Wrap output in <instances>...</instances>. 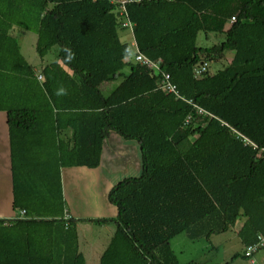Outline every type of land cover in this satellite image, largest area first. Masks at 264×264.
Returning a JSON list of instances; mask_svg holds the SVG:
<instances>
[{
	"label": "trees",
	"instance_id": "obj_1",
	"mask_svg": "<svg viewBox=\"0 0 264 264\" xmlns=\"http://www.w3.org/2000/svg\"><path fill=\"white\" fill-rule=\"evenodd\" d=\"M125 11L132 34L111 0H0V112L12 208L24 213L0 221V264H85L60 171L98 168L111 132L138 144L141 169L108 193L115 219L89 220L115 226L98 264H180L174 238L209 241L237 223L244 254L232 259H250L264 236V0H141ZM13 28L36 35L40 61L55 47L56 59L35 70ZM199 33L224 39L200 48ZM132 40L161 61L158 74L134 63ZM226 53L222 69L193 77ZM161 74L182 100L159 89Z\"/></svg>",
	"mask_w": 264,
	"mask_h": 264
},
{
	"label": "rangeland",
	"instance_id": "obj_2",
	"mask_svg": "<svg viewBox=\"0 0 264 264\" xmlns=\"http://www.w3.org/2000/svg\"><path fill=\"white\" fill-rule=\"evenodd\" d=\"M19 32V34H23V37L16 38L20 46L21 55L35 70H40V67L56 59L57 48L55 47L40 61L35 53L36 35L22 30ZM120 39L126 41L127 35L121 33ZM223 39L224 36L221 34H209L208 38L205 39L204 34L199 33L196 39V46L209 48L223 41ZM231 58L232 54L226 53L221 60L209 63L210 73L213 74L222 69L229 63ZM124 72L127 73L128 68ZM119 81L120 79L115 80L110 86L105 85L102 90L108 91L110 87L113 89ZM140 157L139 146L135 141L123 140L120 136L111 132L110 138L104 142L98 168L91 170L83 168L64 170L67 177L63 181L62 190L66 199L67 211L72 216L78 212L84 213L86 208L95 212L107 211L111 207L106 201L111 188L122 179L139 176L141 169ZM95 171H98V173H95ZM68 172L74 173L69 177ZM238 227L239 223L226 233L212 236L209 241L192 242L182 234L171 241V249L180 264H264V249H260L250 259L242 257L232 259L236 254H244L236 235ZM114 229L115 226L110 227V229L104 226L94 228L96 237H99L92 250H96L97 253L101 251L102 254L106 245H108L110 236L115 231Z\"/></svg>",
	"mask_w": 264,
	"mask_h": 264
},
{
	"label": "crops",
	"instance_id": "obj_3",
	"mask_svg": "<svg viewBox=\"0 0 264 264\" xmlns=\"http://www.w3.org/2000/svg\"><path fill=\"white\" fill-rule=\"evenodd\" d=\"M19 31H20L19 29L13 28L11 31L12 37H14L15 39L20 36L23 37V34L22 33L19 34L20 33ZM19 50H20V46H19ZM111 88L112 87H110L109 90ZM109 138H110V135L108 136L107 139ZM83 169H86V168H83ZM64 170L65 169H61L60 171L62 188H63V181L65 177H67V175H65ZM73 173L74 172H68L69 177H71ZM95 173H98V171H95ZM62 195L66 203L63 190H62ZM116 214H117L116 209L112 206L109 207L107 211H102V212H95V211H92V209L86 208V211L84 213L78 212V213H75L74 216H72L70 212L68 211V215H69L68 218H72L75 221H77L76 227H77V233H78L79 251L83 256L85 264H98L99 258L101 255V251L100 253L99 252L97 253L96 250L94 249L92 250L93 245L96 243L99 237V236L96 237L95 235L96 230H93V229L96 227L100 228L102 226L108 227L110 229V227L114 226L113 223L96 224L90 221L91 220H113L116 218ZM18 217H20V214L14 211L12 208V181H11V170H10V146H9L7 117L5 113L0 112V221H5V222L15 221V219H17ZM105 243H104V246H105Z\"/></svg>",
	"mask_w": 264,
	"mask_h": 264
},
{
	"label": "built area",
	"instance_id": "obj_4",
	"mask_svg": "<svg viewBox=\"0 0 264 264\" xmlns=\"http://www.w3.org/2000/svg\"><path fill=\"white\" fill-rule=\"evenodd\" d=\"M133 1H141V0H111V3L117 6V14H118V20L120 22L119 17H122L123 21L125 20L124 17L126 16V4L132 3ZM234 21V19H230L228 24H231ZM121 23V22H120ZM121 27L128 28V31L130 34H132V28L130 24L127 21H124L121 24ZM131 50L133 51V61L134 63L148 69L150 72H154L155 74H158L160 72V64L161 61L158 60L156 62H151L148 59H146L144 56L141 55V53L138 51L137 46L134 42V40L130 41L129 44ZM208 64L206 62L201 63L200 65L196 66L193 69V77L199 78L202 77L207 72ZM40 79V78H39ZM159 89L162 90L166 94L173 95L176 99L182 98L178 95V92L175 88V86L169 81V76L166 74H161L160 80H159ZM196 110L197 115H204V116H210L200 108H197L196 106H193ZM189 118H186L184 121V124H188ZM242 142L246 145L248 144L245 139H242ZM20 218L24 216V213L21 211L19 212ZM264 247V236H258L257 241L254 245L248 246L245 249L246 256H252L257 251H259L261 248Z\"/></svg>",
	"mask_w": 264,
	"mask_h": 264
},
{
	"label": "clouds",
	"instance_id": "obj_5",
	"mask_svg": "<svg viewBox=\"0 0 264 264\" xmlns=\"http://www.w3.org/2000/svg\"><path fill=\"white\" fill-rule=\"evenodd\" d=\"M22 218H24V216H23ZM22 218L18 217V218H17V219H15V220H19V219H22Z\"/></svg>",
	"mask_w": 264,
	"mask_h": 264
}]
</instances>
